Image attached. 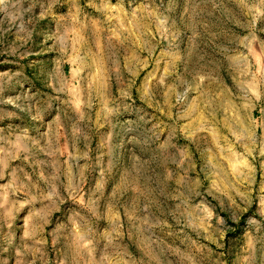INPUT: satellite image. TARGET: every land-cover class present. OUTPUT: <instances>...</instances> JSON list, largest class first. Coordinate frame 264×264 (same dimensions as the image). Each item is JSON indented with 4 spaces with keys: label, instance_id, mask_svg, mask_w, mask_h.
<instances>
[{
    "label": "rangeland",
    "instance_id": "374dc122",
    "mask_svg": "<svg viewBox=\"0 0 264 264\" xmlns=\"http://www.w3.org/2000/svg\"><path fill=\"white\" fill-rule=\"evenodd\" d=\"M0 264H264V0H0Z\"/></svg>",
    "mask_w": 264,
    "mask_h": 264
}]
</instances>
